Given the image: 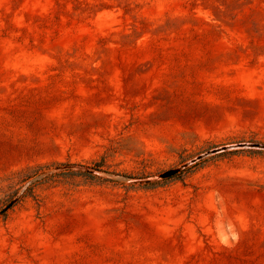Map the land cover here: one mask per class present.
Listing matches in <instances>:
<instances>
[{
  "label": "rangeland",
  "instance_id": "374dc122",
  "mask_svg": "<svg viewBox=\"0 0 264 264\" xmlns=\"http://www.w3.org/2000/svg\"><path fill=\"white\" fill-rule=\"evenodd\" d=\"M252 145L264 0H0V264H264Z\"/></svg>",
  "mask_w": 264,
  "mask_h": 264
},
{
  "label": "water",
  "instance_id": "95a60500",
  "mask_svg": "<svg viewBox=\"0 0 264 264\" xmlns=\"http://www.w3.org/2000/svg\"><path fill=\"white\" fill-rule=\"evenodd\" d=\"M250 148H264V147H260L258 145H252V146H250ZM179 171H180V169H171V170H168V171L162 173L159 176V178L160 179H168V178L174 176L175 174H177ZM13 203L14 202L10 203L4 210L1 211V213L5 212L7 209H9L13 205Z\"/></svg>",
  "mask_w": 264,
  "mask_h": 264
}]
</instances>
